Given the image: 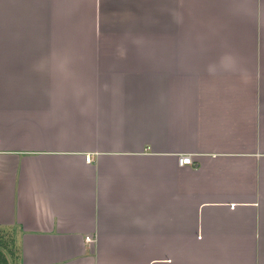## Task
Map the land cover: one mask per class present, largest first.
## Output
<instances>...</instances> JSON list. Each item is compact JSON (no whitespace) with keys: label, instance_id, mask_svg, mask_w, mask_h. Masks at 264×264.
<instances>
[{"label":"crops","instance_id":"1","mask_svg":"<svg viewBox=\"0 0 264 264\" xmlns=\"http://www.w3.org/2000/svg\"><path fill=\"white\" fill-rule=\"evenodd\" d=\"M0 232L17 264H264V0H0Z\"/></svg>","mask_w":264,"mask_h":264},{"label":"rangeland","instance_id":"2","mask_svg":"<svg viewBox=\"0 0 264 264\" xmlns=\"http://www.w3.org/2000/svg\"><path fill=\"white\" fill-rule=\"evenodd\" d=\"M9 235L11 233L0 232V264H17L18 261L17 249Z\"/></svg>","mask_w":264,"mask_h":264},{"label":"built area","instance_id":"3","mask_svg":"<svg viewBox=\"0 0 264 264\" xmlns=\"http://www.w3.org/2000/svg\"><path fill=\"white\" fill-rule=\"evenodd\" d=\"M85 160L89 162L90 156H86ZM179 164H181V165L192 164V160H191L190 156H181L179 158ZM86 239L88 242L90 241V238L86 237Z\"/></svg>","mask_w":264,"mask_h":264}]
</instances>
